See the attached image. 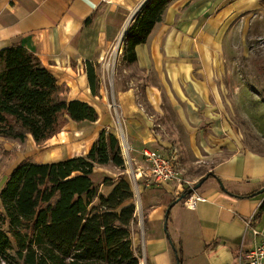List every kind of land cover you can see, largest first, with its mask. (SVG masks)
<instances>
[{"label": "crops", "instance_id": "crops-1", "mask_svg": "<svg viewBox=\"0 0 264 264\" xmlns=\"http://www.w3.org/2000/svg\"><path fill=\"white\" fill-rule=\"evenodd\" d=\"M148 1L0 0V50L26 47L66 86L64 100L88 102L98 113L96 121L70 120L46 139L59 137L70 149L66 156L34 162L86 156L100 132L112 128L99 72L122 30ZM253 1L173 0L147 41L135 47L137 60L127 63L146 77L144 82L114 88L132 157L141 161L146 146L174 155L183 179V185L141 186L144 226L133 242L146 264H178L172 242L180 249L182 264H238L241 247L252 248L264 236V212L258 217L264 193L242 196L264 184V153L247 145L217 79L227 20ZM88 64L98 77L95 93ZM170 112L183 129L180 134L168 123ZM99 166L101 178H117L122 172L113 164ZM201 179L194 194L203 199L194 207H186L185 201L171 206ZM101 190L108 188L102 185ZM250 218L260 234L248 227Z\"/></svg>", "mask_w": 264, "mask_h": 264}, {"label": "trees", "instance_id": "trees-1", "mask_svg": "<svg viewBox=\"0 0 264 264\" xmlns=\"http://www.w3.org/2000/svg\"><path fill=\"white\" fill-rule=\"evenodd\" d=\"M173 0H149L127 28L123 59L137 60L135 47L147 41ZM92 92L98 77L87 66ZM66 86L22 45L0 50V134L36 142L53 137L70 121H96L88 102L66 101ZM124 168L119 139L102 130L86 156L16 165L0 192V259L8 264H140L134 245V192L125 173L92 179L97 165ZM210 176H208L209 178ZM207 178V179H208ZM204 179V178H203ZM201 179V180H203ZM264 184L242 195H257ZM185 188L184 202L193 193ZM264 212V201L258 217ZM174 245L182 264L180 249Z\"/></svg>", "mask_w": 264, "mask_h": 264}, {"label": "rangeland", "instance_id": "rangeland-1", "mask_svg": "<svg viewBox=\"0 0 264 264\" xmlns=\"http://www.w3.org/2000/svg\"><path fill=\"white\" fill-rule=\"evenodd\" d=\"M227 22L222 49L218 56V83L226 99L229 115L242 129L247 145L254 151L264 153V0H254L251 6L234 12ZM126 31L120 37L121 39L118 36L114 42V44L119 45V48L115 52L110 49L106 60L103 62V69L99 72L103 84L107 88L109 97L107 106L113 117V126L107 131L113 132L119 139L123 158V146L128 144L121 124L123 115L120 104L115 98L114 88L115 86L116 88L127 87L132 80L137 82V79H140V82H144L146 78L139 70L128 66V62L123 59V52H120V47L123 49V38ZM117 41L119 42L117 43ZM109 62L111 65L108 68ZM112 102L117 104V112L122 120H118L112 110L113 108L110 107ZM167 117L172 128L177 129V134L183 132L173 112L167 114ZM69 150L64 144H61L59 137L36 142L31 137L22 141L15 137L0 134V192L13 169L21 161L58 159L66 156ZM130 155L132 157L131 151ZM107 166L110 167L109 164ZM98 167L100 166L97 165L95 169L94 181L96 184L102 185L106 177L101 178ZM121 170V173H125V165ZM125 174L132 185L133 201L136 205V219L133 223L134 239L140 228L144 226L140 197L142 188L135 186L130 180L129 174ZM138 254L142 264H146L140 248H138ZM0 264L8 263L0 259Z\"/></svg>", "mask_w": 264, "mask_h": 264}, {"label": "built area", "instance_id": "built-area-1", "mask_svg": "<svg viewBox=\"0 0 264 264\" xmlns=\"http://www.w3.org/2000/svg\"><path fill=\"white\" fill-rule=\"evenodd\" d=\"M124 31H126V28L122 30L119 38L122 37ZM124 40L125 37L123 38V43ZM119 41H117V43ZM118 48L119 45L113 44L111 50H113L112 52H115ZM120 48V52H123L122 47ZM110 63L111 62L107 64L108 68L109 65H111ZM110 107L113 108L112 110L115 112L116 117L120 120L117 112V104L112 102L110 103ZM130 151L131 149L128 145L123 146L125 159L124 172L129 174L130 180L138 188L141 186L151 187L152 185H160L169 182H175L179 185H183V179L181 178L180 172L176 166V157L174 155H166L158 149L146 146L141 150L142 160L136 161L133 157H131ZM201 199H203L201 196L193 193L187 200H185L184 204L186 207H194L196 202ZM251 222L252 218H250L247 222L248 227L252 228L254 234H260L256 228L251 226ZM236 259L238 264H264V236H262L252 248L246 249L242 246ZM140 264H142V262Z\"/></svg>", "mask_w": 264, "mask_h": 264}, {"label": "water", "instance_id": "water-1", "mask_svg": "<svg viewBox=\"0 0 264 264\" xmlns=\"http://www.w3.org/2000/svg\"><path fill=\"white\" fill-rule=\"evenodd\" d=\"M204 182V180H201L199 182H197L193 187H190L189 190H188V193H193L194 191H196L201 185L202 183ZM264 193V187L261 188L258 192V194H262ZM185 196V194H181V196H179L172 204L171 206H173L174 204H176L177 202H179L183 197ZM178 261V264H180V261Z\"/></svg>", "mask_w": 264, "mask_h": 264}, {"label": "bare ground", "instance_id": "bare-ground-1", "mask_svg": "<svg viewBox=\"0 0 264 264\" xmlns=\"http://www.w3.org/2000/svg\"><path fill=\"white\" fill-rule=\"evenodd\" d=\"M125 145H126V144H125ZM141 262H142V260H141ZM144 262H145V261H144ZM144 262H143V263H144Z\"/></svg>", "mask_w": 264, "mask_h": 264}]
</instances>
